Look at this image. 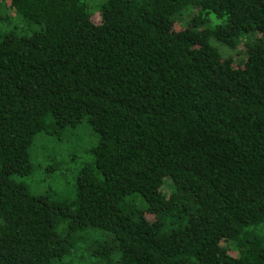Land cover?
I'll use <instances>...</instances> for the list:
<instances>
[{
  "label": "trees",
  "instance_id": "trees-1",
  "mask_svg": "<svg viewBox=\"0 0 264 264\" xmlns=\"http://www.w3.org/2000/svg\"><path fill=\"white\" fill-rule=\"evenodd\" d=\"M82 119L73 198L30 192ZM0 264H264V0H0Z\"/></svg>",
  "mask_w": 264,
  "mask_h": 264
},
{
  "label": "rangeland",
  "instance_id": "rangeland-1",
  "mask_svg": "<svg viewBox=\"0 0 264 264\" xmlns=\"http://www.w3.org/2000/svg\"><path fill=\"white\" fill-rule=\"evenodd\" d=\"M189 11L187 9L183 13ZM209 18L211 24L218 22L213 15H210ZM10 28L19 34H29L39 27L36 25L25 26L16 17V20H13L9 26ZM254 36L255 34H247L241 39L245 41ZM215 44L223 55L231 56L235 62L245 56L243 41H240L234 49L216 42ZM96 141L97 136L87 125L85 119L73 127H64L60 132H40L29 148L32 170L25 176L17 177V180L25 183L30 192L48 194L52 200L73 198L76 173L80 167L91 162L92 156L89 149ZM163 179L162 189L167 191L168 179Z\"/></svg>",
  "mask_w": 264,
  "mask_h": 264
}]
</instances>
